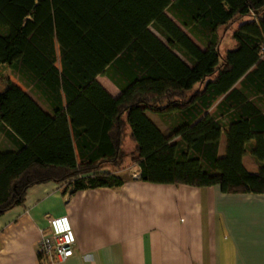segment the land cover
Here are the masks:
<instances>
[{
	"label": "trees",
	"instance_id": "obj_1",
	"mask_svg": "<svg viewBox=\"0 0 264 264\" xmlns=\"http://www.w3.org/2000/svg\"><path fill=\"white\" fill-rule=\"evenodd\" d=\"M237 22L223 55L220 31ZM263 47L264 0H0V67L50 111L16 84L0 93V136L14 145L0 147V216L35 185L116 189L133 166L144 182L263 193Z\"/></svg>",
	"mask_w": 264,
	"mask_h": 264
},
{
	"label": "crops",
	"instance_id": "obj_2",
	"mask_svg": "<svg viewBox=\"0 0 264 264\" xmlns=\"http://www.w3.org/2000/svg\"><path fill=\"white\" fill-rule=\"evenodd\" d=\"M97 81L113 97L121 95L109 77ZM16 85L50 113L29 87L19 79ZM147 115L170 133L164 117ZM0 147L14 145L0 136ZM126 147L133 144L128 141ZM227 148L223 133L219 155L225 156ZM243 164L250 173L260 170L250 152ZM118 174L126 182L116 189L65 195L54 182L30 188L23 205L0 216V264H51L39 254L38 244L49 220L60 216L69 218L76 246L74 255L58 264H264V192L226 194L218 185L144 182L138 166Z\"/></svg>",
	"mask_w": 264,
	"mask_h": 264
},
{
	"label": "built area",
	"instance_id": "obj_3",
	"mask_svg": "<svg viewBox=\"0 0 264 264\" xmlns=\"http://www.w3.org/2000/svg\"><path fill=\"white\" fill-rule=\"evenodd\" d=\"M75 246L76 237L69 218L67 216L53 217L49 220L48 230L38 244V252L51 264H58L74 255Z\"/></svg>",
	"mask_w": 264,
	"mask_h": 264
},
{
	"label": "rangeland",
	"instance_id": "obj_4",
	"mask_svg": "<svg viewBox=\"0 0 264 264\" xmlns=\"http://www.w3.org/2000/svg\"><path fill=\"white\" fill-rule=\"evenodd\" d=\"M240 22H237L229 27L222 28L220 31L221 37V53L225 55L226 51L234 46L232 41L233 32L239 27ZM200 45V44H198ZM201 46V45H200ZM202 47V46H201ZM10 83L18 84V78L15 76L13 71L8 66L0 67V91L7 89ZM239 87V85H237ZM264 109V108H263ZM166 134H169V130L165 131ZM226 140V138H225ZM227 141V140H226ZM227 153V152H226ZM223 157V156H221ZM251 173L257 174L258 170H252Z\"/></svg>",
	"mask_w": 264,
	"mask_h": 264
}]
</instances>
